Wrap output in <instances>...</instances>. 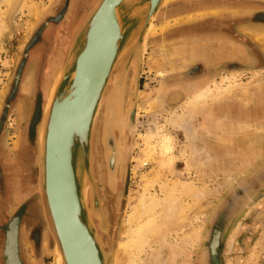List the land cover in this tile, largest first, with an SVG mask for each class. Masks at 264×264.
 <instances>
[{
    "label": "rangeland",
    "instance_id": "obj_1",
    "mask_svg": "<svg viewBox=\"0 0 264 264\" xmlns=\"http://www.w3.org/2000/svg\"><path fill=\"white\" fill-rule=\"evenodd\" d=\"M193 1L166 0L151 25L139 80L128 69L119 116L127 121L136 106L138 119L134 131L114 129V178L102 140L104 104L97 119L92 170L105 229L98 217L94 222L107 264H204L215 212L264 168V61L255 60L264 55V25H250L246 7L210 17ZM96 2L12 0L0 7V264L16 214L25 264H59L43 209L40 131L55 78ZM66 7L64 20L52 22ZM39 30L47 44L28 53ZM219 48L227 56L214 58ZM183 116L190 133L179 124ZM92 195L88 188L93 214ZM233 207L216 264H264V188ZM7 248V264H21L14 232Z\"/></svg>",
    "mask_w": 264,
    "mask_h": 264
},
{
    "label": "water",
    "instance_id": "obj_2",
    "mask_svg": "<svg viewBox=\"0 0 264 264\" xmlns=\"http://www.w3.org/2000/svg\"><path fill=\"white\" fill-rule=\"evenodd\" d=\"M165 2L97 0L79 28L68 61L55 81L40 131L41 191L49 230L66 264H107L94 222V216L98 217L105 229L92 170L97 119L104 104L103 145L108 172L114 178L119 153L114 129L117 127L122 133L126 126L134 131L138 116L134 106L125 124L117 125L116 117H111L108 109L109 100L115 99L121 115L128 69L132 66L139 80L149 31ZM111 83L113 88L108 93ZM107 122L111 130L108 144ZM88 188L93 190V214L88 205ZM238 188L214 214L204 264H216L220 256L224 226L234 211V202L264 188V168Z\"/></svg>",
    "mask_w": 264,
    "mask_h": 264
},
{
    "label": "flooded vegetation",
    "instance_id": "obj_3",
    "mask_svg": "<svg viewBox=\"0 0 264 264\" xmlns=\"http://www.w3.org/2000/svg\"><path fill=\"white\" fill-rule=\"evenodd\" d=\"M67 9H68V7H66V9L64 11L59 12L57 15H55V17H53L51 19V21L54 22V23L62 22L64 20L65 11ZM247 22L250 25H258V26L264 25V13L263 14L259 13V14L255 15V16H253V17L247 18ZM72 28H73V26L72 27H70V25L68 26V29H70V32L72 31ZM46 44H47V41L45 40V37H44V31L39 30L32 37L30 45L28 46V50L27 51H28V53H30L35 48H36V50L41 51V49ZM35 53L39 54V52H37V51ZM255 60H256V62L264 61V55L255 56ZM22 69H23V64H22V67L20 68L19 75L17 77V82H18V80L20 78V73L22 72ZM34 204L32 205L33 209H35ZM20 221H21L20 220V215L16 214L10 219V221H9V223L7 225L6 239H5L4 249H3L4 261H5L4 264H7V261H8V254H7L8 248H7V246H8V243H9V240H10L12 232H14V234H15L17 256L20 259L21 264H25V262H24V260L22 258L21 244H20Z\"/></svg>",
    "mask_w": 264,
    "mask_h": 264
},
{
    "label": "crops",
    "instance_id": "obj_4",
    "mask_svg": "<svg viewBox=\"0 0 264 264\" xmlns=\"http://www.w3.org/2000/svg\"><path fill=\"white\" fill-rule=\"evenodd\" d=\"M193 4H194L193 7L196 9H198L200 7L199 9H201V10L202 9L208 10L206 12H209L210 17H213L217 14L229 12V10H231V15H232V10L235 6L236 7L237 6L238 7H246L248 9V13L250 14V16H255V15L259 14L260 12L262 14L264 13V0H255V1L254 0H194ZM197 4H199L198 5L199 7L196 6ZM249 9L251 11H249ZM213 12H219V13H213ZM229 20H230L229 22L232 23V19H229ZM217 22L218 21H216V19H214L213 25L210 28L212 29L214 27V25L217 24ZM215 27H216V25H215ZM225 46H226V44H225ZM221 48H219L217 50L216 56L214 58L220 57V56L222 57L223 54L227 56V52L225 54V52H223V49H221Z\"/></svg>",
    "mask_w": 264,
    "mask_h": 264
},
{
    "label": "bare ground",
    "instance_id": "obj_5",
    "mask_svg": "<svg viewBox=\"0 0 264 264\" xmlns=\"http://www.w3.org/2000/svg\"><path fill=\"white\" fill-rule=\"evenodd\" d=\"M11 2H12V0H0V7H2V5L3 4H6L7 6L9 5V4H11ZM10 10V9H9ZM42 12V11H41ZM4 20H0V24H1V26L2 25H4ZM4 27V26H3ZM166 47V46H165ZM179 47V46H178ZM170 48V47H169ZM177 48V47H176ZM167 49H168V47H167ZM171 49V48H170ZM169 50V49H168ZM182 51H183V49H181ZM178 51V50H177ZM167 52V51H166ZM169 55V54H168ZM184 56V55H183ZM186 56V55H185ZM165 57V56H164ZM168 59V58H167ZM158 60V59H157ZM185 63V62H184ZM172 67V66H171ZM175 70V69H174ZM173 70V71H174ZM164 71V70H163ZM167 71V70H166ZM60 72V71H59ZM165 72V71H164ZM160 73H162V72H160ZM57 75V74H56ZM56 79H57V77L55 78V81H56ZM54 81V82H55ZM55 84V83H54ZM53 84V85H54ZM111 87V86H110ZM109 87V88H110ZM53 88V87H52ZM136 93V92H135ZM102 96V95H101ZM199 96V98H202V97H204V94H201V95H198ZM198 96H196L197 98H198ZM157 99V98H156ZM48 101H49V99H48ZM110 101V103H109V110L111 111L110 112V115H111V117H112V115H114L115 117H116V122L115 123H117V124H121V125H124L125 124V120H124V118H120V116H119V113H118V106L116 105V101H115V99L114 98H111V100H109ZM157 102V101H156ZM192 102H194V101H192ZM100 103V102H99ZM99 103H98V105H99ZM48 104V103H47ZM152 104V103H151ZM192 104H194V103H192ZM97 110V109H96ZM191 110V109H190ZM66 114V113H65ZM184 114H186V113H184ZM65 116V115H64ZM63 116V117H64ZM124 116V115H123ZM191 117V116H190ZM94 119V118H93ZM109 120H111V118L109 119ZM189 121H190V119L188 118V116L187 117H185V116H183V117H181L180 118V120H179V124L181 125V126H183V128H185V130L188 132V133H190L191 132V126H189ZM191 123H192V121H191ZM103 127H104V125H103ZM193 127V126H192ZM105 130H106V136H105V138H106V144H108L109 143V137H108V135H109V131H111L110 130V126H109V123L107 122V125H106V128H105ZM77 132L78 131H76V133H75V136H77L78 134H77ZM198 132V131H197ZM102 140H103V137H102ZM194 143V142H193ZM101 144V143H100ZM125 144V143H124ZM125 146V145H124ZM107 147H109V146H107ZM108 154H109V151H108ZM41 165V164H40ZM233 175V174H232ZM231 178V177H230ZM91 196V195H90ZM177 203H175V205H176ZM178 207V206H177ZM173 211H174V206H173V203L171 204V202H170V204L168 205V208H167V212H169V215L172 213L173 214ZM168 215V216H169ZM99 225V224H98ZM104 249V248H103ZM175 250V249H174ZM62 251V250H61ZM175 251H177V250H175ZM175 257H176V255H175ZM58 259H59V264L61 263V264H66V260H65V257H64V254H63V252H61V255H60V253L58 252V257H57ZM13 264H15V263H13Z\"/></svg>",
    "mask_w": 264,
    "mask_h": 264
}]
</instances>
